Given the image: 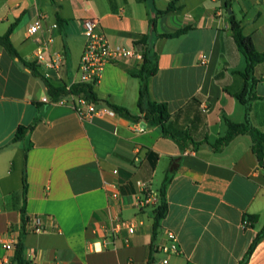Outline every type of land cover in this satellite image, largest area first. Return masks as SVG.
I'll return each mask as SVG.
<instances>
[{"label":"crops","instance_id":"crops-1","mask_svg":"<svg viewBox=\"0 0 264 264\" xmlns=\"http://www.w3.org/2000/svg\"><path fill=\"white\" fill-rule=\"evenodd\" d=\"M39 12L46 26L57 24L53 49L67 57L50 79L57 86L79 81L86 18L97 19L113 45L141 55L135 42L147 37L158 54L150 97L168 104L172 131L199 145L181 148L157 126L139 132L138 122L101 109L105 104L84 119L71 105L44 102L51 100L45 83L0 46V264H12L22 233L24 178L26 264H240L264 227V168L249 135L220 152L206 140L225 134L226 118L246 120V106L234 94L245 87L247 61L233 38L232 16L263 52L264 0H0V35L15 24L11 40L27 63H34L36 44L24 34ZM142 60L108 64L95 86L98 97L139 114L141 79L129 69ZM254 77L249 120L264 131V61ZM34 123L25 139L13 141L19 126ZM173 161L168 212L153 240L155 208ZM151 192L155 200L138 207ZM246 216L255 217L249 228ZM35 217L42 232L33 231ZM120 220L134 232L118 227ZM168 230L178 236L177 254L159 250ZM246 264H264V238Z\"/></svg>","mask_w":264,"mask_h":264},{"label":"trees","instance_id":"trees-1","mask_svg":"<svg viewBox=\"0 0 264 264\" xmlns=\"http://www.w3.org/2000/svg\"><path fill=\"white\" fill-rule=\"evenodd\" d=\"M173 7L170 6L166 11L159 12L160 14L168 13L172 11ZM15 24H13L8 31L0 35V46H2L7 53L22 62L32 71V73L40 78L46 85L48 93L52 101H58L61 98L68 97L70 95L83 96L91 103L99 106L100 104H105V108L112 110L115 114L125 117L134 122H142L146 126H157L162 129V132L166 137L172 138L178 143L181 148H185L188 141L192 142L193 146L196 147L197 143L194 142L192 137L187 133L174 132L170 129L169 123L171 119V113L168 104L165 102H157L150 97V80L158 72V54L155 52L153 45L149 42L147 37H143L141 40L135 42V45L142 52V64L140 68H131L129 72L132 76L141 79V88L138 97V108L139 114H134L127 108L112 104L109 101L102 100L98 97L95 86L96 83H75L72 84L68 89L66 85H55L49 79H46L35 63L25 62L19 55L16 47L11 40V33L13 32ZM232 28H233V38L237 43L238 47L242 50L246 57L247 65L241 75L245 79L244 89L234 96L246 106V120L241 123L232 122L229 119H225L226 132L224 135L220 136L215 142H206L212 147L215 152L222 151L226 146L230 144L234 138L239 135H249L252 139V151L256 155L259 164L264 168V131L254 127L249 120V114L251 111V102L256 99L254 94V88L256 84V78L254 77L256 66L264 61V51L260 52L254 45L253 39L247 36L243 32L242 25L239 21L232 16ZM185 32L184 30H179L174 34H167V37L179 36ZM36 123L29 126H19L13 138L14 142L25 139L35 128ZM187 140V141H186ZM32 147V143L26 147L28 151ZM176 168L175 161L172 162L171 167L164 179L162 187L160 189V203L155 208V218L153 223V240L156 239L158 231L161 226L162 220L166 217L168 212V202L166 199V189L171 181L172 174ZM28 185L27 180L24 178V205L22 207V233L16 244L15 255L12 260V264H26L25 259V246L23 242V237L26 229V225L29 222V217L26 213V195H27ZM246 219L254 221V216H246ZM264 238V227L257 234L250 247L248 248L246 254L240 261V264H246L252 255L256 245Z\"/></svg>","mask_w":264,"mask_h":264},{"label":"built area","instance_id":"built-area-1","mask_svg":"<svg viewBox=\"0 0 264 264\" xmlns=\"http://www.w3.org/2000/svg\"><path fill=\"white\" fill-rule=\"evenodd\" d=\"M46 16L44 13H38L34 21L28 26L24 37L27 40H33L36 44L34 53V63L37 67L42 69V74L46 79H51L58 75L67 65L66 54L53 49V38L51 31L57 27L53 24L51 27L45 25L44 20ZM84 33L87 36V41L81 56L79 65L80 78L77 83H97L102 76L105 67L108 64L116 63L121 60H131L133 58H142L140 53H136L131 48H126L120 45H113L107 38L105 32L100 29L99 21L95 18H86L83 22ZM75 84V83H74ZM71 87L67 86L69 89ZM44 102L58 105H71L79 115L84 119H90L94 116L100 108L81 96L70 95L61 98L58 101H52L48 98H43ZM110 113H114L108 108ZM207 110V108L205 109ZM146 129V124L142 122L137 123V131L143 132ZM117 173V171H115ZM114 197L118 196V192L112 194ZM155 200L154 193L138 203V207H142L149 202ZM252 221L244 218V228H249ZM43 223L41 217H35L33 223L34 232L43 231ZM118 227L126 228L129 233L134 232V226L131 223L120 220ZM7 250L13 248V242L8 241L4 244ZM178 236L174 231H166L165 242L159 246V250L166 254H177L180 252ZM169 262L168 259L163 260L164 264Z\"/></svg>","mask_w":264,"mask_h":264}]
</instances>
